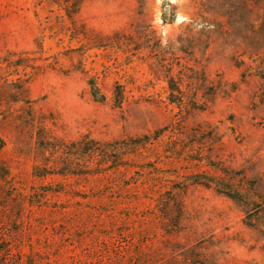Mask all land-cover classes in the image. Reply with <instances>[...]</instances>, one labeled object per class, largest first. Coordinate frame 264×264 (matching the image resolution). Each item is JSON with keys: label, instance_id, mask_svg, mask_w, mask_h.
Instances as JSON below:
<instances>
[{"label": "rangeland", "instance_id": "1", "mask_svg": "<svg viewBox=\"0 0 264 264\" xmlns=\"http://www.w3.org/2000/svg\"><path fill=\"white\" fill-rule=\"evenodd\" d=\"M0 139V264H264V0H0Z\"/></svg>", "mask_w": 264, "mask_h": 264}, {"label": "trees", "instance_id": "2", "mask_svg": "<svg viewBox=\"0 0 264 264\" xmlns=\"http://www.w3.org/2000/svg\"><path fill=\"white\" fill-rule=\"evenodd\" d=\"M89 88H90V93L92 95V97L95 100H102L104 97L100 94L99 90L97 89L96 85L93 83V81H89ZM3 148V141L0 139V150ZM6 173H3V175H1V177H4ZM227 197L234 200L235 199V195L237 194H232V193H226Z\"/></svg>", "mask_w": 264, "mask_h": 264}]
</instances>
